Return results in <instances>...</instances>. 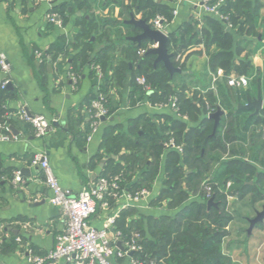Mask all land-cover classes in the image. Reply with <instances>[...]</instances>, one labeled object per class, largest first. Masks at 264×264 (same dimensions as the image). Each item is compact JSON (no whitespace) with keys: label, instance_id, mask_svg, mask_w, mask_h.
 Masks as SVG:
<instances>
[{"label":"crops","instance_id":"obj_1","mask_svg":"<svg viewBox=\"0 0 264 264\" xmlns=\"http://www.w3.org/2000/svg\"><path fill=\"white\" fill-rule=\"evenodd\" d=\"M200 1L110 0L105 5L107 0H0V50L10 64L11 84L2 108L5 119L17 131L16 139L0 141V264H31L30 254L44 256L53 249L65 224L61 209L48 202L51 191L44 175L30 165L37 151H45L55 177L72 195L98 177L116 175L128 192H148L121 208L108 228L117 249L133 240L142 251V246L155 238L160 217L172 219L191 201H204L196 194L184 196L175 191L168 182L166 166L169 162L182 166L183 177L190 173L182 164L185 137L190 140L187 135L194 134L207 119L214 128L210 114L219 109L217 79L246 76L249 80L244 88L249 89V100L255 99L260 89L264 109V0H222L215 13L204 11L197 5ZM228 3L235 13L230 23L220 17ZM53 5L66 7L63 21L48 19ZM153 13L163 17L171 39V70L148 52L156 44L137 39L142 30L135 22L145 20L151 26ZM208 19L221 24L227 34L228 64L210 61L211 55L219 57L222 51L210 41ZM160 71L167 76L153 85L149 76ZM137 77L145 79L146 89ZM98 93L105 96L108 115L90 133L89 105ZM172 100L176 108L171 106ZM21 109L47 117L52 124L49 132L35 136L30 124L21 118ZM260 130L264 135V127ZM149 134L166 140L150 148L146 143ZM168 139L180 148L165 147ZM234 145L239 144H228V151ZM243 145L252 147L247 155L231 149L233 154L222 156L215 165L241 160L255 168V175L244 180V185L234 188L232 180L225 185L227 209L234 219L224 228L223 239L237 219L230 203L252 194L251 201L257 198L264 209V147L250 143L249 137ZM152 155L156 163L150 165ZM23 168L29 175L14 183V172ZM181 185L185 191L184 182ZM123 202L110 199L107 207L97 206L90 224L102 228ZM254 205L255 217L259 211ZM252 219H243L247 229L239 233L236 226L234 231L249 240L256 226L264 229V218L253 225ZM139 250L113 258L112 264H127L131 258L145 264H171L168 251L162 255L153 251L150 257L144 251L142 258L136 253ZM43 264L69 263L58 259Z\"/></svg>","mask_w":264,"mask_h":264},{"label":"trees","instance_id":"obj_2","mask_svg":"<svg viewBox=\"0 0 264 264\" xmlns=\"http://www.w3.org/2000/svg\"><path fill=\"white\" fill-rule=\"evenodd\" d=\"M213 1L211 0L210 3ZM109 2L110 0H107L105 5ZM227 5L228 7L222 10V16H227L228 20H224L230 23L235 13L230 10V3ZM65 9L63 5H53L50 13L56 14L63 21ZM155 13L152 14V18L156 16ZM208 22L211 24L212 31L210 41L222 51L219 57L218 54L211 55L210 61L220 65L228 64L231 56L226 52L228 50L227 34L218 22L211 19H208ZM170 43L169 38L168 47ZM154 74L156 76H149V81L153 85L159 84L158 82L167 76L161 71L154 72ZM215 87L218 108L223 110L224 114L220 117L215 129L212 121L207 119L199 126V129L195 130L194 134L187 135L191 137L190 140L185 137L186 145L182 164L190 170V173L183 177L182 166H171V162L166 166L168 182L175 191L184 196L189 193L196 194L204 201H191L184 205L172 219L160 217V220L156 222L158 231L154 233L155 238L144 244L142 251L136 252L142 258L146 253L150 257L151 252L159 250L161 255L168 251L171 264H232L229 255L222 253L220 245V238L225 233L224 228L234 219L233 213L227 209L225 185L230 180L233 181L234 188L244 185V180L255 175V168L248 167L241 160L234 161L232 164L223 162L217 167L215 165L219 163L222 156L226 154L231 156L233 154L231 149L247 155V149L248 151L252 149L251 146L246 148L243 145L248 137L250 143H260V146L264 147V135L260 130V126L264 127V109L259 112L258 116H253L249 110L236 108L237 104L242 105L251 99V94L249 89L229 86L226 76L217 79ZM9 93L10 91L6 89H0V123L7 121L5 109L2 106ZM165 140L164 136L156 138V135L149 134L146 143L153 148L154 143L160 142L161 144ZM232 142H237L239 145L230 147L228 151V144ZM155 152L158 153V151ZM152 156L154 160H151L150 165L156 163L154 155ZM0 176H2L1 173ZM182 182H184L185 191L182 190ZM201 182L211 188L210 196L217 203L216 206L207 207L206 193ZM120 183L122 185V181ZM163 228H165L164 232ZM160 242L163 244L161 245Z\"/></svg>","mask_w":264,"mask_h":264},{"label":"built area","instance_id":"obj_3","mask_svg":"<svg viewBox=\"0 0 264 264\" xmlns=\"http://www.w3.org/2000/svg\"><path fill=\"white\" fill-rule=\"evenodd\" d=\"M52 1V0H47ZM211 0H201L197 5L204 11L216 12L217 6L222 0L210 3ZM176 13V10H173ZM221 18L227 19V16L220 15ZM48 19L52 22L59 20L54 13L48 15ZM151 26L167 35L163 17L156 15ZM37 57H41V53H37ZM0 74L3 78L0 79V89L7 88L10 82V64L7 61L5 54L0 50ZM71 80L76 83L75 75H72ZM137 82L145 89L147 88L146 81L143 77H137ZM248 78L244 75H233L227 78V83L231 87H246L248 85ZM171 106L176 108L175 101H171ZM22 119L27 121L34 134L37 137H43L49 132L52 127L51 121L44 115H28L23 109L19 111ZM108 115V109L105 104V96L98 93L90 102L89 105V119H90V133L94 132L103 117ZM91 134L87 136L90 139ZM11 131V125L4 121L0 123V141L16 139ZM165 147L180 148L174 144L172 139H168ZM30 165L37 167L44 175L46 186L50 189L51 195L48 197V202L59 207L65 217V224L62 230L55 237V245L44 256L30 254L29 261L31 264H43L46 260L64 259L69 264H112L113 258H121L127 256L129 252L139 250L140 247L132 240L127 242L122 249H117L112 245V239L109 235L108 228L112 226L114 220L119 215L121 208L129 205L132 201H137L140 197L146 196L148 192L145 189H139L134 192H128L121 185V178L116 175L113 177H98L88 187H83L78 193L72 195L68 193L59 183L55 177L53 170L49 164L45 151H37L31 161ZM14 183L22 181L19 170L14 172ZM230 182L227 183V186ZM203 189L206 191V197L211 198V188L204 184ZM110 199H123L121 207L117 209L103 225L102 228L97 229L93 227L89 218L95 213L96 207H107ZM116 235L119 237L120 232ZM127 264H145L134 258L130 259Z\"/></svg>","mask_w":264,"mask_h":264},{"label":"rangeland","instance_id":"obj_4","mask_svg":"<svg viewBox=\"0 0 264 264\" xmlns=\"http://www.w3.org/2000/svg\"><path fill=\"white\" fill-rule=\"evenodd\" d=\"M228 183V182H227ZM226 183V187L227 186ZM231 183V182H230ZM206 193V191H205ZM252 194H247L245 199L237 202L230 203L233 206L234 214L237 219L233 221L228 227L229 233L223 239L220 238L221 251L223 254L229 255L232 259V264H264V229L261 226H256L252 232L254 235L248 240L246 235L238 234L234 230V227H240L239 233L242 229H247L248 224L243 221L244 218H254V209L257 211L262 210V203L257 199L255 202L251 201ZM253 202V203H252ZM227 232V231H226Z\"/></svg>","mask_w":264,"mask_h":264},{"label":"water","instance_id":"obj_5","mask_svg":"<svg viewBox=\"0 0 264 264\" xmlns=\"http://www.w3.org/2000/svg\"><path fill=\"white\" fill-rule=\"evenodd\" d=\"M135 26L139 27L142 30L141 34L137 36V39H150L154 44H156V46L149 49L148 52L157 55V60L162 61L165 67L171 70L172 63L170 62V58L172 55L168 52V36L158 30L153 29L149 24L146 23L145 20L136 21ZM7 88H11L10 83H8ZM262 107L263 100L260 89L258 90V94L255 99L249 100L247 101V103L239 106V108L241 109H253V113L255 115L259 114V111ZM221 113V110L217 109L215 112L210 114V118L214 120V128L217 126ZM102 119H104V117ZM11 131L14 133V135L17 134V131L13 129V127H11ZM19 172L21 177L23 175H29V170L27 168H23L19 170ZM216 205L217 203L213 201L212 197L207 200V206ZM263 218L264 209L258 212L257 215L251 220L252 225L255 224L257 221L262 220Z\"/></svg>","mask_w":264,"mask_h":264}]
</instances>
